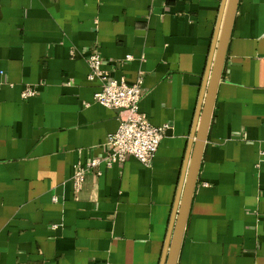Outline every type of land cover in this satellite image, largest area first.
I'll list each match as a JSON object with an SVG mask.
<instances>
[{"label":"crops","instance_id":"0c3cea01","mask_svg":"<svg viewBox=\"0 0 264 264\" xmlns=\"http://www.w3.org/2000/svg\"><path fill=\"white\" fill-rule=\"evenodd\" d=\"M224 3L0 0V264H162ZM93 50L167 126L148 166L103 162L120 119ZM262 152L264 0H239L177 264H264Z\"/></svg>","mask_w":264,"mask_h":264},{"label":"built area","instance_id":"2783aa9c","mask_svg":"<svg viewBox=\"0 0 264 264\" xmlns=\"http://www.w3.org/2000/svg\"><path fill=\"white\" fill-rule=\"evenodd\" d=\"M128 60L131 56L127 57ZM87 61L90 67V81L98 80L99 90L94 94V101L108 109L119 111L120 125L117 131L109 135L106 146L107 154L103 162L107 166L124 163L129 157L135 158L143 165H150L159 149L167 126H153L144 113L140 111L142 100V79L128 83L125 79L112 78L102 68V58L97 50L89 53ZM32 89H26L24 97L34 96ZM264 157V152L261 153ZM102 160H92L85 165H78L74 173L75 191L81 189L89 170L99 167ZM264 165V159L261 160ZM261 165H258L259 167Z\"/></svg>","mask_w":264,"mask_h":264},{"label":"water","instance_id":"95a60500","mask_svg":"<svg viewBox=\"0 0 264 264\" xmlns=\"http://www.w3.org/2000/svg\"><path fill=\"white\" fill-rule=\"evenodd\" d=\"M238 3L239 0H225L221 11L217 28L216 52L212 58L204 92L201 97L198 114V121L200 118L199 125L197 121L195 133H193L195 142L193 143L192 157L185 177L182 196L178 200L173 214L166 256L162 264H177L178 262Z\"/></svg>","mask_w":264,"mask_h":264}]
</instances>
